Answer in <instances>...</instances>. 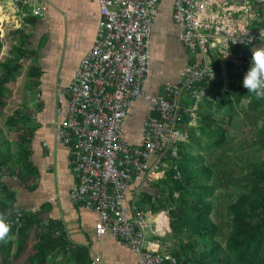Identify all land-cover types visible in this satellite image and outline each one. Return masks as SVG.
I'll use <instances>...</instances> for the list:
<instances>
[{"label":"built area","instance_id":"2783aa9c","mask_svg":"<svg viewBox=\"0 0 264 264\" xmlns=\"http://www.w3.org/2000/svg\"><path fill=\"white\" fill-rule=\"evenodd\" d=\"M13 1L44 16L43 0ZM96 1L101 22L93 47L57 96L58 112L64 106L68 111L60 134L72 148L78 177L70 199L98 211L96 234L111 233L141 257V264H178L169 245L147 238L148 231L161 238L171 232L168 211H143L137 200L150 183L167 176L172 164L177 170L178 144L188 139V128L179 125L184 116L190 126L197 123L204 97L198 86L215 77L213 55L231 63L243 79L251 49L264 42V0H173L180 39L203 62L186 66L180 82L158 96L146 93L144 82L152 58V25L164 0ZM186 93L194 101L190 107L184 106ZM139 99L159 117L146 120L141 143L131 146L123 140L124 126ZM129 190L133 201L127 213ZM90 264H102L101 257Z\"/></svg>","mask_w":264,"mask_h":264},{"label":"trees","instance_id":"16d2710c","mask_svg":"<svg viewBox=\"0 0 264 264\" xmlns=\"http://www.w3.org/2000/svg\"><path fill=\"white\" fill-rule=\"evenodd\" d=\"M12 33L17 42L11 57L0 63V117L9 85L16 81L24 62L33 60L36 54L29 49V35L24 30ZM2 48L0 38V54ZM212 62L215 79L207 78L198 86L204 97L199 103L196 125H189L188 116L179 125L181 129L188 128V139L178 144V157L173 159L177 170L172 164L165 178L148 185L137 204L143 211H168L174 244L167 250L178 264H264V98L247 93L237 74L240 81L224 87L223 67L234 73L233 66L216 55ZM40 75L37 67L29 69L32 80ZM193 103L186 93L184 106ZM240 117L251 129L250 140H244L242 149L236 151L235 139L229 132ZM27 120L21 111L7 118L8 132H18L15 140L5 135L0 126V213L11 225V239L0 241V264H11L12 258L24 253L32 231L38 238L30 259L33 264H45L49 254L63 244V236L55 235L60 225L43 219L40 211L19 209L15 194L3 181L7 175L27 182L34 175L27 147L31 134L24 130ZM251 150L261 151L263 156L253 159ZM205 155H210L207 162ZM220 191L230 202L226 204L227 217L219 222L214 215L220 210L216 204ZM221 219L220 216L218 220Z\"/></svg>","mask_w":264,"mask_h":264},{"label":"crops","instance_id":"0c3cea01","mask_svg":"<svg viewBox=\"0 0 264 264\" xmlns=\"http://www.w3.org/2000/svg\"><path fill=\"white\" fill-rule=\"evenodd\" d=\"M3 1L0 0V26L7 20L2 15ZM6 1L9 7L16 6V11L10 16H20L18 21L22 27L16 29H22L29 35L28 47L36 52L26 73V98L21 106L6 117L7 120L16 111H21L28 117L24 130L27 129L31 134L27 147L32 163L30 171L33 170L34 175L27 182L7 175L3 177V181L15 194L19 209L40 211L43 219L53 220L60 225V230L55 231V235L63 236V244L49 254L45 264H90L96 256L101 257L102 264H141V257L111 233L102 236L96 234V224L100 220L98 211L75 204L70 199L78 177L74 171L72 148L60 134V123L68 117V111L64 106L58 112L57 96L60 89L69 86L79 63L93 47L101 22L98 2L43 0L44 16L39 17L32 15L28 7L13 0ZM33 17L37 18L35 23L30 22ZM0 38L4 47L1 27ZM16 42L14 39V44ZM150 47L152 58L144 90L153 96L165 95L164 87L179 83L186 66H200L203 62L180 39L179 27L173 20V0H164L159 8L152 25ZM253 47H264V42ZM11 51L12 47L8 58L11 57ZM32 66L41 72L40 77L33 80L28 77ZM222 75L224 87L232 86L239 79L227 66H224ZM12 86L9 85L6 98L11 93ZM5 107L2 108L0 120L5 116ZM150 117L159 115L151 110L147 101L137 100L125 123L123 140L131 146L139 145L143 125ZM4 129L6 131V127ZM131 196L129 190L127 213H130V202L133 201ZM147 238L168 245L162 240L165 237H155L149 232ZM37 242L36 232L32 231L26 250L18 258H12L11 264H33L30 259L36 252L34 245Z\"/></svg>","mask_w":264,"mask_h":264},{"label":"rangeland","instance_id":"374dc122","mask_svg":"<svg viewBox=\"0 0 264 264\" xmlns=\"http://www.w3.org/2000/svg\"><path fill=\"white\" fill-rule=\"evenodd\" d=\"M3 18H7L5 22L0 26L2 29V37L4 39V47L2 50V53L0 55V61H4L9 56V51L11 50L12 45L14 44V36L11 34L12 31L16 28L22 27V24H20L19 17L12 18L10 15H13L16 11V6L9 7L6 0L3 1ZM18 15V14H17ZM18 21V22H17ZM30 65V61L24 62V68L21 71L20 76L17 78V81L14 82L13 86L11 87V93L6 98L7 106L3 109L4 111V117L0 120V125L4 128L5 127V120L8 115H10L17 107L21 106L23 103L24 98H26L27 90L25 88V85L27 83L26 73L27 69ZM240 80L237 79L238 83ZM34 97V96H33ZM247 105V100H244L243 107ZM241 112L242 110L239 109ZM238 118V117H237ZM244 117H240L239 119H235V121L232 124V127L230 129V134L235 139L233 148L236 151H240L243 147L242 143H245L244 140H250V127L245 126L242 121ZM7 134L11 140H15L17 138L18 132L17 131H9L6 129ZM241 144V146H238ZM251 155H253V159L255 158H261L263 156V153L261 151H253L251 150L249 152ZM208 159L210 160V155H205V161L207 162ZM219 198L217 199L216 204L220 206V210H218V214L214 215V218L216 221H222L225 220L227 217V211H226V204L230 202L228 197H225V192L220 191L219 192ZM222 217L221 220H218L219 217ZM224 216V218H223ZM149 232H147L148 236ZM171 234V233H170ZM170 234H168L165 239L166 243H168L169 248L173 246L174 240L172 237H170Z\"/></svg>","mask_w":264,"mask_h":264},{"label":"clouds","instance_id":"9594fccd","mask_svg":"<svg viewBox=\"0 0 264 264\" xmlns=\"http://www.w3.org/2000/svg\"><path fill=\"white\" fill-rule=\"evenodd\" d=\"M242 86L256 98H264V47H253L249 67L243 75ZM11 225L0 213V241L11 239Z\"/></svg>","mask_w":264,"mask_h":264}]
</instances>
